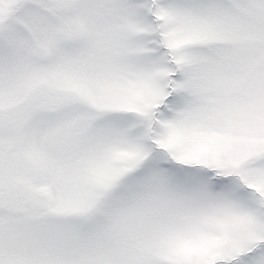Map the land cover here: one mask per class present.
<instances>
[{
	"label": "snow or ice",
	"instance_id": "snow-or-ice-1",
	"mask_svg": "<svg viewBox=\"0 0 264 264\" xmlns=\"http://www.w3.org/2000/svg\"><path fill=\"white\" fill-rule=\"evenodd\" d=\"M0 264H264V0H0Z\"/></svg>",
	"mask_w": 264,
	"mask_h": 264
}]
</instances>
